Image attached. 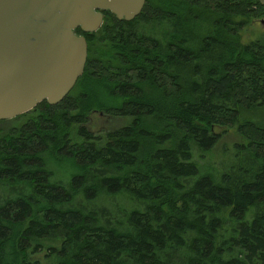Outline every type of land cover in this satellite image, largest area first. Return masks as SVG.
I'll return each instance as SVG.
<instances>
[{"label": "trees", "instance_id": "1", "mask_svg": "<svg viewBox=\"0 0 264 264\" xmlns=\"http://www.w3.org/2000/svg\"><path fill=\"white\" fill-rule=\"evenodd\" d=\"M104 14L70 93L0 120V264H264V5ZM97 111L128 121L96 135Z\"/></svg>", "mask_w": 264, "mask_h": 264}, {"label": "water", "instance_id": "2", "mask_svg": "<svg viewBox=\"0 0 264 264\" xmlns=\"http://www.w3.org/2000/svg\"><path fill=\"white\" fill-rule=\"evenodd\" d=\"M146 1L0 0V120L45 100L60 103L87 63V39L78 29L95 32L105 11L130 21Z\"/></svg>", "mask_w": 264, "mask_h": 264}, {"label": "rangeland", "instance_id": "3", "mask_svg": "<svg viewBox=\"0 0 264 264\" xmlns=\"http://www.w3.org/2000/svg\"><path fill=\"white\" fill-rule=\"evenodd\" d=\"M156 0H151L154 2ZM159 1V0H158ZM264 34V16L257 18H249L241 30L244 42H250L258 39ZM128 120L126 118L114 117L103 112H92L87 126L96 134H105L109 130L115 129ZM244 141V138L237 132L235 128L229 129L218 145L213 150L215 158L226 157L231 153L233 146L237 142ZM40 257L42 255H39Z\"/></svg>", "mask_w": 264, "mask_h": 264}]
</instances>
